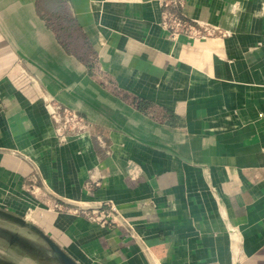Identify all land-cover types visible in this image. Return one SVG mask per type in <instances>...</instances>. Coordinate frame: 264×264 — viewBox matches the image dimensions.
Instances as JSON below:
<instances>
[{
    "label": "crops",
    "instance_id": "crops-1",
    "mask_svg": "<svg viewBox=\"0 0 264 264\" xmlns=\"http://www.w3.org/2000/svg\"><path fill=\"white\" fill-rule=\"evenodd\" d=\"M180 1L225 33L173 43L163 0H0V202L79 264H264V0ZM46 101L91 137L59 145ZM107 202L132 229L55 208Z\"/></svg>",
    "mask_w": 264,
    "mask_h": 264
},
{
    "label": "built area",
    "instance_id": "built-area-1",
    "mask_svg": "<svg viewBox=\"0 0 264 264\" xmlns=\"http://www.w3.org/2000/svg\"><path fill=\"white\" fill-rule=\"evenodd\" d=\"M180 5V0H163L162 2L160 26L173 43H177L182 38L189 43H198L225 33L217 26L179 16L173 9ZM45 107L53 124L54 135L59 145H68L72 141L91 137L90 121L76 110L68 108L57 101H46ZM99 186V182L92 180L86 184L85 188L87 191H92ZM55 208L60 212H73L91 223L104 227L112 228L125 223V226L132 229L127 218L111 202L102 203L92 209H69L60 204L55 205Z\"/></svg>",
    "mask_w": 264,
    "mask_h": 264
},
{
    "label": "water",
    "instance_id": "water-1",
    "mask_svg": "<svg viewBox=\"0 0 264 264\" xmlns=\"http://www.w3.org/2000/svg\"><path fill=\"white\" fill-rule=\"evenodd\" d=\"M0 219L12 223L21 229H26L40 237L47 245V247H43V253L45 254V257H48L54 264H79L67 252H65L53 239H51V237L46 235L35 225L28 223L25 219L16 217L10 213L1 210ZM0 238L6 243H8L9 246L15 247L21 251H25L27 254H30L35 258L42 259V257H38L37 255L32 253L35 248L31 244V241L19 235V233H15L12 230L0 227ZM0 264L19 263L0 256Z\"/></svg>",
    "mask_w": 264,
    "mask_h": 264
},
{
    "label": "rangeland",
    "instance_id": "rangeland-1",
    "mask_svg": "<svg viewBox=\"0 0 264 264\" xmlns=\"http://www.w3.org/2000/svg\"><path fill=\"white\" fill-rule=\"evenodd\" d=\"M0 210L7 213H9V211L19 212L15 208L4 205L2 202H0ZM19 213H21L23 218H28L30 221L35 219L31 211L29 210H27L26 212L21 211ZM35 221L40 225L38 219H36ZM0 225L17 232H21L23 234L28 233L26 229H21L3 219H0ZM29 236L33 239L32 235ZM0 256L15 261L19 264H54L48 257H42V259L35 258L30 254H27L25 251H21L19 249H16L15 247L9 246L5 241H0Z\"/></svg>",
    "mask_w": 264,
    "mask_h": 264
},
{
    "label": "flooded vegetation",
    "instance_id": "flooded-vegetation-1",
    "mask_svg": "<svg viewBox=\"0 0 264 264\" xmlns=\"http://www.w3.org/2000/svg\"><path fill=\"white\" fill-rule=\"evenodd\" d=\"M12 224V223H11ZM14 225V224H13ZM0 227L1 228H5V229H9V228H7V227H4V226H1L0 225ZM9 230H11V229H9ZM12 231H14V230H12ZM28 231V230H27ZM15 233L17 232V231H14ZM17 233H19V235H21V236H23V237H25V238H27V239H29L30 241H31V244L34 246V250L32 251V253L33 254H35V255H37L38 257H45V254L43 253V247H47V245H46V243L40 238V237H38L36 234H34V233H32V232H30V231H28V233L27 234H23V233H21V232H17ZM29 235H32L33 236V239H32V237H30ZM0 241H4V240H2L1 238H0ZM17 249V248H16Z\"/></svg>",
    "mask_w": 264,
    "mask_h": 264
}]
</instances>
